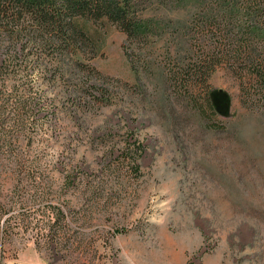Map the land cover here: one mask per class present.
Returning <instances> with one entry per match:
<instances>
[{"label":"rangeland","instance_id":"1","mask_svg":"<svg viewBox=\"0 0 264 264\" xmlns=\"http://www.w3.org/2000/svg\"><path fill=\"white\" fill-rule=\"evenodd\" d=\"M198 15L150 9L135 43L76 18L95 42L3 50L0 264H264L260 89L234 59L196 68Z\"/></svg>","mask_w":264,"mask_h":264},{"label":"trees","instance_id":"2","mask_svg":"<svg viewBox=\"0 0 264 264\" xmlns=\"http://www.w3.org/2000/svg\"><path fill=\"white\" fill-rule=\"evenodd\" d=\"M150 9L198 13V29L214 36H210L214 42L196 68L207 77L213 59L218 63L234 59L254 68V81L260 89L257 107H264V0H0V57L3 50L23 54L24 39L37 47L73 37L95 42V37L74 24L76 18L113 25L128 42H139L163 24L144 16ZM29 18L34 24L30 30L26 28ZM130 63L134 69L133 61ZM4 67L1 60L0 71ZM211 93L207 92L206 102L216 115Z\"/></svg>","mask_w":264,"mask_h":264}]
</instances>
